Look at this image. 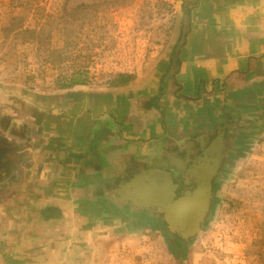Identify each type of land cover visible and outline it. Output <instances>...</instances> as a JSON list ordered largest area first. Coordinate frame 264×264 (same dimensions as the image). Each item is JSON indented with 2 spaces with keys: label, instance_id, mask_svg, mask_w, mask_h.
Segmentation results:
<instances>
[{
  "label": "crops",
  "instance_id": "obj_1",
  "mask_svg": "<svg viewBox=\"0 0 264 264\" xmlns=\"http://www.w3.org/2000/svg\"><path fill=\"white\" fill-rule=\"evenodd\" d=\"M171 3L173 42L146 77L0 83V264H136L157 221L126 182L216 130L264 141V0Z\"/></svg>",
  "mask_w": 264,
  "mask_h": 264
},
{
  "label": "rangeland",
  "instance_id": "obj_2",
  "mask_svg": "<svg viewBox=\"0 0 264 264\" xmlns=\"http://www.w3.org/2000/svg\"><path fill=\"white\" fill-rule=\"evenodd\" d=\"M172 1L0 0V83L43 90L146 77L173 42ZM17 21L31 32L14 30ZM234 138L201 232L182 241L154 226L136 264H264V141Z\"/></svg>",
  "mask_w": 264,
  "mask_h": 264
},
{
  "label": "water",
  "instance_id": "obj_3",
  "mask_svg": "<svg viewBox=\"0 0 264 264\" xmlns=\"http://www.w3.org/2000/svg\"><path fill=\"white\" fill-rule=\"evenodd\" d=\"M218 168L219 159L212 165H202L195 189L179 198H176L177 185L173 183L170 173L161 168L141 170L122 189L134 207L155 209L163 215L169 233L188 241L201 232L210 212L212 180Z\"/></svg>",
  "mask_w": 264,
  "mask_h": 264
},
{
  "label": "flooded vegetation",
  "instance_id": "obj_4",
  "mask_svg": "<svg viewBox=\"0 0 264 264\" xmlns=\"http://www.w3.org/2000/svg\"><path fill=\"white\" fill-rule=\"evenodd\" d=\"M202 135L204 136V134ZM234 137L235 134L232 137L230 134H224L221 129L216 130L203 138V144L193 143L192 146L179 150L176 153V158H179L177 163L169 158L170 162L162 170L169 172L173 183L177 185L176 198L183 196L187 191L195 189L198 182L197 174L201 172L202 165H212L215 160L219 159V168L212 180L213 187V181L218 176L224 161H228V150L233 145ZM149 211L156 219V225L163 224L165 227L167 226L163 220V215L158 214L155 209H149ZM175 236L179 238V236Z\"/></svg>",
  "mask_w": 264,
  "mask_h": 264
},
{
  "label": "trees",
  "instance_id": "obj_5",
  "mask_svg": "<svg viewBox=\"0 0 264 264\" xmlns=\"http://www.w3.org/2000/svg\"><path fill=\"white\" fill-rule=\"evenodd\" d=\"M14 30H23L24 32H31L29 29H26L22 26L21 21H17V25L15 26ZM10 31V30H8Z\"/></svg>",
  "mask_w": 264,
  "mask_h": 264
}]
</instances>
